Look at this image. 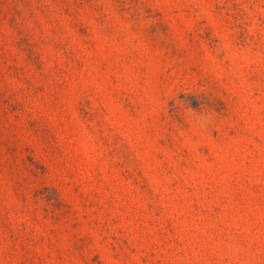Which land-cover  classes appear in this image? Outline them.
Segmentation results:
<instances>
[{"label": "rangeland", "instance_id": "obj_1", "mask_svg": "<svg viewBox=\"0 0 264 264\" xmlns=\"http://www.w3.org/2000/svg\"><path fill=\"white\" fill-rule=\"evenodd\" d=\"M0 264H264V0H0Z\"/></svg>", "mask_w": 264, "mask_h": 264}]
</instances>
